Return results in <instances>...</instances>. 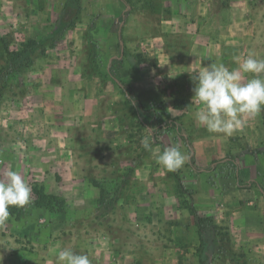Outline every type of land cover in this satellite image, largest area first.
Wrapping results in <instances>:
<instances>
[{
    "label": "rangeland",
    "instance_id": "1",
    "mask_svg": "<svg viewBox=\"0 0 264 264\" xmlns=\"http://www.w3.org/2000/svg\"><path fill=\"white\" fill-rule=\"evenodd\" d=\"M69 1L72 15L67 13ZM165 1L0 0V34L12 33V49L43 36L70 15L54 46L5 83L0 54V150L10 152L0 155V176L8 169L22 176L27 167L39 170L41 156L52 169L59 163L54 155L63 149L69 155L67 167L77 173L73 178L24 177L32 189L31 202L21 207L24 223L11 216L0 227V264H46L45 256L57 264L61 240L64 247L87 254L92 264H235L216 252L192 209L204 229L213 223L221 233L228 232L239 264H264V110L245 117L244 126L230 137L210 133L196 121L200 106L192 104L194 85L174 84L161 74L169 41L163 22L169 11L161 8ZM214 2L217 27L232 19L227 32L244 35L240 46L248 43L247 53L235 54L229 68L237 66L235 57L250 53L264 59V0ZM243 8L250 9L248 17L241 15ZM183 43V38L176 39V45ZM43 75H50V84ZM147 76L151 79L146 83ZM43 79L51 94L35 97L31 111L20 98L42 88ZM122 83L131 86L141 106L128 98ZM176 99H183L182 107L174 104ZM46 121L55 126L46 135L49 142L32 144L31 137L43 133L41 123ZM151 122L168 124L166 131L155 132L152 149L160 153L179 145L188 157L182 168L168 171L142 147ZM20 150L31 151L33 163ZM228 158L244 182L254 179L258 185L237 186ZM213 162L212 171L197 169ZM60 179L65 198L49 193ZM58 212H73V222L58 225ZM27 225L35 235L21 233Z\"/></svg>",
    "mask_w": 264,
    "mask_h": 264
},
{
    "label": "clouds",
    "instance_id": "2",
    "mask_svg": "<svg viewBox=\"0 0 264 264\" xmlns=\"http://www.w3.org/2000/svg\"><path fill=\"white\" fill-rule=\"evenodd\" d=\"M237 66L227 67L212 62L189 72L194 87L192 104L196 121L210 133L230 137L245 124V117H254L264 110V59L250 53L243 59L234 58ZM148 135L141 140L145 150L156 155L157 163L168 171L184 166L188 157L179 145L166 147L160 153L152 149L156 129L147 128ZM32 189L19 171L8 169L0 176V227L11 219L10 207H24L31 202ZM57 264H92L87 254L72 247L58 251Z\"/></svg>",
    "mask_w": 264,
    "mask_h": 264
},
{
    "label": "crops",
    "instance_id": "3",
    "mask_svg": "<svg viewBox=\"0 0 264 264\" xmlns=\"http://www.w3.org/2000/svg\"><path fill=\"white\" fill-rule=\"evenodd\" d=\"M166 6H161L162 10L166 8V10L169 11L168 18H164L163 22L168 33V42L167 46H164L163 48V56L166 58L162 61V65L166 66V69L164 70V73L162 74L163 78L167 77V81L170 82V80L173 81L175 84L176 80L180 82V85L183 86H193V82L190 79V73L200 66H207L208 64L212 62H222L227 67L231 65L230 59L235 56V54H238V56L242 54H246L248 47V43L245 46H240L241 41L244 38V35L241 33L240 36H235V32L228 33L227 30H229L232 27V19L225 22V25L217 27V15H218V8L216 7V4L214 0H166L165 1ZM230 12V10H229ZM233 12L229 14L231 16ZM251 14L249 8H243L241 9V15H247V17ZM164 27V26H163ZM164 30V29H163ZM154 31V25H151V32ZM166 33V31L164 32ZM167 36V35H166ZM165 37V36H164ZM166 38V37H165ZM164 38V39H165ZM177 38H183L184 43L183 45H176V39ZM166 45V44H165ZM244 45V44H243ZM241 47H244L241 49ZM48 49V48H47ZM46 49V51H47ZM233 49H236L237 52H234ZM229 50V51H228ZM232 52V53H231ZM46 53V52H45ZM45 55V54H44ZM43 55V56H44ZM42 57V56H41ZM40 58V57H39ZM38 58V59H39ZM36 62V61H35ZM234 68V67H233ZM167 75V76H166ZM42 76V75H41ZM47 76L49 79L48 83L50 84V75H43ZM150 77H146V83L150 82ZM47 80H42V88L38 90H33L29 92L28 94L23 95L20 98V103L23 101H28V107L31 111H34L35 104H34V98L39 95H50V91L48 89H45ZM179 84H176V87H178ZM45 86V87H44ZM17 111L22 113L19 109L21 106H16ZM61 108V107H60ZM47 123H41V128L43 127V133L39 135H33L31 137L32 144L36 145H42L44 143V140L49 142V139L51 138L50 135L47 137V133L50 132V130H53L55 126L52 124ZM30 140L27 141L28 148H30L31 145H29L31 142ZM21 151V150H20ZM10 152H7L4 149L0 150V155H8ZM19 153V150L18 152ZM26 155L27 163H33L31 156V151L23 152L21 151V154ZM55 158L59 163L52 166L50 169V164L47 163L46 159H44V156H41V169L37 170L34 168L27 167V171L23 175V177L31 178V180H37L38 176H48L50 174H53L54 176H62L65 178L66 176H71V178L76 177L77 173L75 172L74 168H68L67 167V160L69 158V155L67 154L66 149H63V152L60 154H55ZM56 161V160H55ZM62 161V163H61ZM74 181V180H72ZM64 179L59 180L58 182H55V188L56 190L50 191L49 193L53 195H57L61 198H65L64 194L61 193V190L64 189ZM44 186V191H46V186ZM87 187V186H86ZM89 188V187H87ZM62 194V195H61ZM67 208V207H66ZM58 219L57 224H67L69 225L70 222H73V220H69L73 214L66 213L64 215L63 212H58ZM69 214V215H68ZM64 219V221H63ZM93 220H95L93 218ZM16 222L18 223H24L23 216L19 218ZM89 224H92L91 220L89 221ZM30 225H27L25 228L21 230V233L23 235H26L30 237L31 235H35L34 233L30 232ZM35 237V236H34ZM59 242V241H58ZM60 248L64 247L63 241L61 240L60 243H58ZM59 250V249H58ZM93 254L97 251H91ZM43 263L48 264H55L53 258H49L48 256H45V259Z\"/></svg>",
    "mask_w": 264,
    "mask_h": 264
},
{
    "label": "trees",
    "instance_id": "4",
    "mask_svg": "<svg viewBox=\"0 0 264 264\" xmlns=\"http://www.w3.org/2000/svg\"><path fill=\"white\" fill-rule=\"evenodd\" d=\"M67 13L70 15L74 14V4L72 1H69L67 3ZM70 15H66L65 17H62L60 20H58L57 24L48 32H46L43 36L37 39H32V38L26 39L25 41L21 42L17 48L14 49L10 47L13 39L12 33L5 32L0 34V54L4 58L3 71L5 70L1 82L5 83V81L7 80L6 78L8 76H11L10 74L22 73L27 69H29L39 57L45 54L47 48L53 47L57 35L61 34V27L64 28L63 26L67 24ZM113 60H118V58L116 57L113 58L111 62ZM108 71L111 74L112 78L114 80H117L110 66H108ZM121 87L125 89V91L127 92V96L130 100H132L135 104L141 106L140 100L135 96L134 91L129 84L122 83ZM2 88H3V84L1 85L0 89ZM183 103H184L183 99H176L174 104H176L177 107L180 108L183 106ZM167 122L175 123V120L168 119ZM149 126L150 128L156 129V131L158 130V128H163V130L166 131V127L168 126V124L161 122L158 123L157 125H154L151 122L149 123ZM189 160H190L189 162L193 161L192 155H190ZM225 160L231 162L234 166L235 181L237 186L242 188H250L254 185H258L257 181L254 179H249L244 182L243 179L240 177L238 166L235 163V161L229 158ZM217 162H213L212 164L204 168H197V169L206 172L212 171L216 167ZM40 189L42 190L41 187H39V190ZM9 211L11 213V216H13L16 221L19 220L21 215L20 212L21 207H10ZM192 214L195 217L196 223L200 227L201 231L206 232L208 234L210 243L217 245L216 252L218 254L225 255L230 262L239 264L235 259L234 253L232 251L233 250L232 247L229 245L230 239L228 232L225 230L223 233H221L219 231V227L213 223L210 229H204L202 227V218L198 216L197 211L192 209Z\"/></svg>",
    "mask_w": 264,
    "mask_h": 264
}]
</instances>
